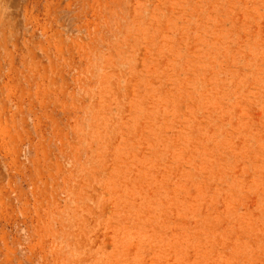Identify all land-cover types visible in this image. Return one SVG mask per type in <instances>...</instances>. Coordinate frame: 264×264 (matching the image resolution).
<instances>
[{
	"label": "rangeland",
	"instance_id": "1",
	"mask_svg": "<svg viewBox=\"0 0 264 264\" xmlns=\"http://www.w3.org/2000/svg\"><path fill=\"white\" fill-rule=\"evenodd\" d=\"M0 264H264V0H0Z\"/></svg>",
	"mask_w": 264,
	"mask_h": 264
}]
</instances>
